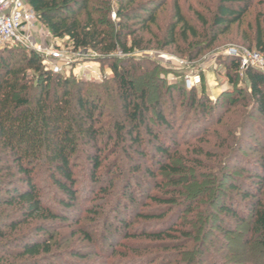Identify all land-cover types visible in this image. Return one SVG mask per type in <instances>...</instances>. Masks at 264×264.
I'll list each match as a JSON object with an SVG mask.
<instances>
[{
  "label": "trees",
  "instance_id": "16d2710c",
  "mask_svg": "<svg viewBox=\"0 0 264 264\" xmlns=\"http://www.w3.org/2000/svg\"><path fill=\"white\" fill-rule=\"evenodd\" d=\"M24 1L53 39L66 38L73 52L90 51L98 55L99 62L111 70L112 77L101 84L75 83L46 71L37 55L21 48L0 56V264L87 262L89 256L70 247L59 233L69 225L68 214L76 209L80 187L87 186L92 200L89 206L80 205L87 222L98 225L104 221L109 226V219L100 214L99 193L104 205L113 207L116 213L122 212L117 213L119 227L110 226L115 241L108 237L102 240L111 250L109 258L115 259L116 264H195L194 258L204 248L219 216L225 227L217 228L224 236H230L236 224H250L253 240L245 245L254 244L262 255L259 264H264V128L248 135L245 115L242 143L239 142L237 149L226 148L231 155L225 162L224 157L205 153L203 147H198L207 144L205 133L193 142L177 141L174 122L165 117L162 107L147 106L149 91L158 81L155 69L127 57L151 44L138 32L155 25L156 12L163 3L151 1L133 6L135 0H119L115 12L118 23H113L111 0ZM262 4L264 0L257 1V5ZM252 6L250 0H219L207 18L197 12L202 28L198 31L175 5V23L161 41L154 38L161 47L182 43L190 50L186 54L188 60L193 61L209 51ZM138 25L143 29L134 28ZM245 40L249 44L246 49L264 57V14L257 15L254 37ZM118 54L126 59L114 58ZM226 60L229 71L233 72L229 76L233 83L239 61ZM28 71L34 75L29 77ZM244 73L247 97L256 114L264 117V75L252 69ZM240 95L243 104L246 97L243 92ZM235 104L236 101H231L224 113ZM191 105L193 108L194 102ZM212 108V112L218 110ZM202 110L204 113L206 109L202 107ZM151 111L155 114L154 124L150 122ZM222 116L217 118V124H221ZM162 129L171 134L161 133ZM144 137L148 138L147 143ZM228 140L233 144L239 141L233 135L225 139ZM147 145L153 150L151 166L140 162L148 156ZM184 145L186 156L181 158L179 147ZM245 147L257 156L243 157L248 164L242 163V185L228 186L230 193L242 194L241 213L234 202H218L225 187L223 171L231 168V162ZM110 150H121L133 164L127 175L119 169L114 177L122 187L119 197L113 200L107 193L109 186L102 187L106 178L101 172L106 152ZM173 159H182L183 163L175 164ZM211 162L220 178L213 177L216 186L207 188V176L199 172ZM140 171L147 179L137 176ZM190 172L196 176L188 179L185 176ZM110 174L113 175L111 170ZM201 177L204 178L200 180ZM157 178H161L160 183L155 184ZM162 183L168 185L162 187ZM41 184L52 189V203L46 202ZM154 189L162 194L154 195ZM212 191L210 200L203 202ZM128 214L131 219L123 217ZM79 224V219L71 223L81 227ZM75 236L86 248L95 244L94 236L81 228ZM181 260L185 261L180 263Z\"/></svg>",
  "mask_w": 264,
  "mask_h": 264
},
{
  "label": "rangeland",
  "instance_id": "374dc122",
  "mask_svg": "<svg viewBox=\"0 0 264 264\" xmlns=\"http://www.w3.org/2000/svg\"><path fill=\"white\" fill-rule=\"evenodd\" d=\"M151 1L163 3L162 7L156 12V23L155 25L150 26L148 28L149 30L138 32V35H143L144 40L150 41L151 44L147 47L144 45L141 49L136 50L127 56L129 59L144 62L142 63L143 65L155 69L154 73L158 81L156 83V87L150 89L149 91L147 106L151 107L152 105L157 104L159 107H162L165 117H167L169 121L172 120L171 122H174V132L178 135L175 138L177 141L193 142L200 134L205 133V136L207 135V144L201 143V146L198 147H203L202 149L205 153H210L213 156L224 157L225 162L231 155L229 149H237L239 142L242 143V120L245 115L246 120L248 121V135H252L260 128H264V117H260L256 114L255 106H253L252 102L249 101V98L247 97L248 83L244 71L237 69V74L234 76V82H230L229 76L232 75L233 72L229 71V61L226 60L228 57H225V51H227L230 47L247 48L249 46L245 39H252L254 37L257 15L262 16L264 14V4L259 6L257 5L258 0H250L253 2V6L241 19V21L231 26L227 34L219 37L209 51H205L196 60L189 61L186 54H188L190 50H186V46L182 43L169 47H161L157 45V43L163 38L164 34L168 31L169 27L175 23V19L173 17L174 6L178 5L184 18L191 25L196 27L198 31H200L202 28L196 18L197 12L207 18L210 13L215 11V8L219 4V0H135L133 6ZM118 2L119 0H111L112 12L110 17L113 23H118L116 17L112 18V15L115 14L118 7ZM134 28L143 29L139 25ZM154 37H157L159 41L156 42ZM36 40L40 43L60 47L63 49V52H69L71 50L68 47L66 38L62 40L53 39L43 27L42 30H40L38 37H36ZM14 49L16 50L19 48L0 44V56L6 54L8 50ZM182 49L184 53H182ZM86 54L91 55L90 52H86ZM92 58H94L92 64L90 63L88 65L92 68V71L99 70L101 73H106L107 76L103 81L110 79L112 77L111 70L107 69V66H103L99 62L98 55ZM114 58L118 60L122 58L126 59V57L124 58L120 54L114 56ZM147 63H150L152 66ZM81 72L82 70H79V67H72L68 70L65 69L63 73L60 74V78L75 83H103V81L95 79H85L79 74ZM27 75L32 77L34 73L32 71H28ZM185 76H197L199 77V83L195 84V86L191 89H187L184 85ZM242 92L246 97V102L243 104L242 95H240ZM231 101H236L237 104L233 105L227 113H224L225 107L227 108ZM193 102L194 106L192 108L191 104ZM212 106H214V108H218V110H216V112H214L215 110L212 112ZM202 107L206 109L204 113ZM154 115L155 114L151 111V116L149 115V117L152 118V121L150 119L152 124H154ZM220 115H223L222 121L221 124H217L216 121ZM251 115H253V117H251ZM160 132L166 135L168 134V136L170 133L164 129L160 130ZM230 135H233V137L236 136L239 139L237 144H233L232 142L229 143V140L225 141V139H228ZM144 140L147 143L148 138L144 137ZM222 141H225V147H222ZM250 142H253V140ZM227 147L229 149H226ZM110 148L111 146H109V149ZM185 149V145L179 147V157L184 158V156H186ZM145 151L148 156L144 160H140V162L142 165L151 166L152 159L150 157L153 155L151 146L147 145ZM256 156L257 155L252 152H249L248 147L243 149L241 148L237 158L231 162V168H225L223 171L226 174L224 178L225 187L222 188L223 192L218 203H223L225 201L226 203L234 202L237 206L239 205L238 211L241 213L244 211L242 194H237V192L230 193L228 186L232 184L236 186L239 184L242 185L240 179H242L243 174L240 170H242V163H244L245 166L247 163L244 162L245 160L243 157L253 158ZM134 158L137 159V156H134ZM172 162H175V164L183 163L182 159H173ZM80 166H84L83 162ZM129 166H133V164H130L128 157L125 156L121 150L116 152L110 150L106 152V160L103 162L101 168L102 175H104L106 181L103 183L104 186L102 187L107 189L109 186L107 193L112 197V200L113 198L119 197L118 193L122 187L114 177H116L119 169L127 175L130 171ZM109 169L113 172V175L110 174ZM199 173L204 177L207 176V178L205 177V185L207 188L212 185L216 186L215 179L220 178L215 170L213 162L207 164L200 170ZM137 176L144 180L147 179L142 171H140ZM194 176H196L195 172H190L185 177L189 179ZM204 177H201L200 180ZM213 177L215 178L214 181L212 180ZM110 179H113V183L111 185H109ZM158 179L161 178H157V182H154L155 184L160 183L158 182ZM163 184L164 183H162V185ZM167 185L168 184L165 183L162 187ZM41 187L44 191L46 202L52 203L54 198L52 196V189H47L43 184H41ZM239 189V191L242 192V186H240ZM80 190V199L76 202V209L72 210V212L68 214L69 225L59 230V233L70 247L79 249L82 253L89 256L86 260L87 262H84L83 264H116L114 262L115 259L109 258L111 250H109L108 245L104 244L102 240L104 237H108L110 241H115V235L113 233L114 230L110 226L113 225L115 227H119L116 218L118 217L117 213L121 214L122 212L120 211L116 213L114 212L113 207L111 208V206L104 205L102 203L104 198H102V194L99 193L98 197L99 199H102L99 202L102 207V212H100V214L106 216V219H109V226L107 227V225L104 224V221L100 222L98 225H95L94 222H87L80 205H84L83 207L89 206L92 197L90 196V189L88 186L82 189L80 187ZM97 192L96 188L95 193ZM160 193L162 194V192L157 189L153 190L154 195H160ZM212 193L213 191L206 196L203 202L209 201ZM150 206L154 205L151 204ZM130 216V214L127 216L123 215V217H127L128 219L132 218V216ZM77 219L80 220L79 226L81 227L71 225V223ZM221 219L222 217L219 216L217 222L215 220L212 230L204 242V248L201 250V253H197L194 258L195 264H259L262 260V255L258 251V248L254 244H250L248 246L245 245L247 241L253 240L250 234V224L248 222L242 223V225L236 224V226L231 228V235L224 236L217 228L219 225L225 227ZM87 227L89 228L87 229ZM78 228H81L88 234L90 233V235L92 234V236H94L93 240L95 244L90 248H86L85 243L81 241L80 238L77 236L73 237V235L77 233ZM104 231L108 232L106 233ZM130 257H132V255H130ZM184 261L181 260L180 263H183ZM120 263L122 264V262ZM58 264L62 263L58 262Z\"/></svg>",
  "mask_w": 264,
  "mask_h": 264
},
{
  "label": "built area",
  "instance_id": "2783aa9c",
  "mask_svg": "<svg viewBox=\"0 0 264 264\" xmlns=\"http://www.w3.org/2000/svg\"><path fill=\"white\" fill-rule=\"evenodd\" d=\"M112 18H115V14ZM39 32L40 24L36 14L24 0H0V44L21 48L37 55L44 69L54 74L60 75L65 69L79 67V70H82L79 74L85 79L103 81L106 78V73L92 71L88 66L92 64L94 60L92 57H96V54L90 51L63 52L60 47L38 42L36 37ZM86 52H90L91 55H87ZM225 57L238 60L240 71L252 69L264 75V57L256 52L243 47H230L225 51ZM197 83H199L197 76L184 77L187 89H191Z\"/></svg>",
  "mask_w": 264,
  "mask_h": 264
},
{
  "label": "crops",
  "instance_id": "0c3cea01",
  "mask_svg": "<svg viewBox=\"0 0 264 264\" xmlns=\"http://www.w3.org/2000/svg\"><path fill=\"white\" fill-rule=\"evenodd\" d=\"M38 27H39V25H38ZM40 30H42V26L40 25Z\"/></svg>",
  "mask_w": 264,
  "mask_h": 264
}]
</instances>
